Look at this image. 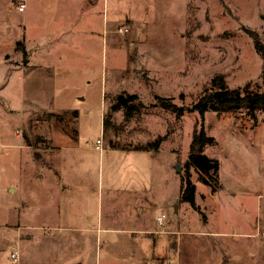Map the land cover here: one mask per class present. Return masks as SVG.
<instances>
[{
  "label": "rangeland",
  "instance_id": "rangeland-1",
  "mask_svg": "<svg viewBox=\"0 0 264 264\" xmlns=\"http://www.w3.org/2000/svg\"><path fill=\"white\" fill-rule=\"evenodd\" d=\"M22 1L0 0V264L25 260L24 243L22 259L11 255L18 248L14 234L22 223L16 218L22 212L25 215L28 199H56L55 188L61 179L54 170L60 169L71 188L58 200L69 196L89 203L83 220H91L95 209L104 223L110 218L114 224L132 223L139 209H129L126 203L130 195L125 189L131 177L139 181L140 201L147 183L151 189L152 185L164 186L160 199L155 198L154 214L160 213V200L170 204L172 192L179 193V175L184 172L193 131L199 127L216 139L204 151L220 160L222 188L212 192L192 170L202 204V211L193 217L210 225L217 219L218 227L231 230L241 221L255 219L256 234L250 242H241L239 257L228 245L219 254L221 250L210 245L207 237L196 236L183 251V260L186 264H264V110L256 118L245 109H210L204 114L189 110L216 74H222L230 87L251 81L253 88L264 90V59L250 34L256 31L264 36V0H111L105 31L100 23V33L106 37L96 42L95 62L87 65L88 70L81 55L76 57L78 63L53 62L58 71L53 76L36 68L23 71L26 60L17 47L23 28V12L17 4ZM110 29L125 39V51L109 48ZM59 52L52 57L57 58ZM125 52L128 62L120 66L126 63V68L116 69L114 59L122 61ZM70 67L74 68L71 75L66 73ZM122 92L137 93L143 105L131 115L124 108L114 111L115 96ZM156 95L173 97L186 111L178 116L162 108L156 104ZM104 117L108 121L105 129ZM159 136H164L159 151H140L131 161L140 166L135 176L126 171L128 158L110 148L112 141L132 148ZM98 138L103 143L101 151L96 148ZM174 158L175 171L165 172ZM123 167L126 173L121 174ZM223 217L232 221L222 223ZM97 236L75 241L72 247L61 241L60 264L86 249V264H95L96 259L100 264H116L115 260L107 263L106 248L112 242L110 247L127 250L126 233L114 234L111 241L105 233ZM115 258L120 264L140 261L132 252Z\"/></svg>",
  "mask_w": 264,
  "mask_h": 264
},
{
  "label": "crops",
  "instance_id": "crops-1",
  "mask_svg": "<svg viewBox=\"0 0 264 264\" xmlns=\"http://www.w3.org/2000/svg\"><path fill=\"white\" fill-rule=\"evenodd\" d=\"M110 1L111 0H23L20 3H25L26 7L22 11V32L19 35L18 41H22L27 51V59L25 62L24 70L36 68L39 72L47 73L53 76L58 74V71L54 67V63H78L77 58L81 55L83 61L81 63L86 64V70L89 69L90 63L95 62L92 60V54H95V48L97 46L98 38H102L105 41L106 33H100V23L103 22V30L105 31L104 23L110 20ZM17 4V8H18ZM20 11V10H19ZM25 23V24H24ZM98 36V37H97ZM100 36V37H99ZM116 30L110 29L109 35L106 40H111V46L109 48L115 52L118 49L125 51V39H121ZM114 46V47H112ZM59 49V54L56 57H52L56 50ZM78 49L84 51L83 54L77 52ZM126 53V52H125ZM108 54L106 56L107 63ZM114 58V55L111 59ZM87 59V60H86ZM117 64L116 69L126 68L128 62V55L122 61L114 59ZM54 62V63H53ZM121 62H126L122 66ZM104 63V57L102 58V64ZM120 63V64H119ZM74 68L70 67L66 70V73L71 75ZM80 69L81 68H76ZM22 71V72H23ZM104 116V114H103ZM100 139V138H98ZM98 142V140H97ZM97 143L96 148L99 151L102 150L103 143L99 145ZM115 150H120L121 154H124L126 160L129 161V168L123 167L121 174L134 173L139 170L140 166L131 161L137 159L136 153L159 151L158 150H134V149H121L117 147H110ZM136 157H135V156ZM115 156V154H112ZM115 158V157H113ZM168 171H175L176 159H172L169 162ZM118 169V170H120ZM126 170V171H125ZM113 171V170H112ZM55 176L60 178V184L56 185L55 193L57 197L68 194L71 189L69 183L63 180L60 169L54 170ZM59 173V174H58ZM119 173V172H118ZM42 177H45L43 173H39ZM162 183H164V175L160 176ZM180 175H179V193L175 195L172 192L170 196V204H167L166 200H160V213L156 212L155 198L165 191L164 186H158L150 188V183L144 186V197L140 201V184L139 181L133 180L131 177L127 181V188L130 195V200L127 201L128 208L131 207L136 212V218L132 223L124 226L123 224H114L110 220L106 223L103 219H100V215L94 209L93 218L91 220H83L82 215L88 211L89 203L67 198L58 200L50 199L47 201L34 202L28 199L25 207V215L23 212L18 214L16 219L22 221L18 226L14 239L18 244V248L13 252L18 253L19 257H23V243L25 245V260L21 264H60V250L62 249V242L66 241L68 246L73 245L75 241L84 239L91 240V237L97 239V234H106L108 240L114 239V234L126 233V239L130 242L125 248H112L109 244L106 248V256L109 257L107 263L112 260L116 261V264H120L119 259L115 257L126 255L132 252L134 255L140 257V261H136V264H159L162 262L173 264H186L183 258V251L188 247L191 239L196 236L207 237L208 243L212 245L216 250H221L219 254H222L224 248L232 249L233 253L240 256L242 249L241 242H250L251 238L256 230L255 219L253 221L242 222L237 226L236 230H231L229 227H218L217 219L214 221V225H210L208 221L200 217H193L194 214L199 213L198 209H195L188 202H178L180 194ZM51 187V186H50ZM198 188V187H197ZM50 190V189H47ZM154 191V194L152 193ZM50 191L49 198L54 193ZM124 191V192H125ZM198 192V191H197ZM54 195V194H53ZM196 203L199 205L202 211L201 201L198 200V194L196 193ZM158 199V201H159ZM125 203V204H126ZM95 202L91 205L95 206ZM177 205V208L175 207ZM171 206V212L168 207ZM183 209L182 214L177 215L180 209ZM96 208V207H95ZM166 211V212H165ZM168 215H167V214ZM192 215V217L188 216ZM24 216V217H23ZM161 217V218H160ZM230 223L231 218L223 217L221 222ZM195 221V223H193ZM254 232V233H253ZM24 235V237L22 236ZM123 238V237H122ZM121 238V239H122ZM118 239V238H117ZM228 245V246H227ZM185 246V248H184ZM246 247V245H245ZM89 248V246H88ZM11 253V255H12ZM89 253V249H86L82 253H79L76 257L67 260L61 264H86V256ZM170 258L174 261L171 262ZM188 263V262H187ZM219 263V262H218ZM221 263V262H220ZM95 264H100L96 259Z\"/></svg>",
  "mask_w": 264,
  "mask_h": 264
},
{
  "label": "trees",
  "instance_id": "trees-1",
  "mask_svg": "<svg viewBox=\"0 0 264 264\" xmlns=\"http://www.w3.org/2000/svg\"><path fill=\"white\" fill-rule=\"evenodd\" d=\"M254 40V46L259 54L264 59V36L262 37L256 31H250ZM22 48L24 58L27 59V51L22 41L17 42V47ZM264 74V71H263ZM207 92L201 95L193 104V107L200 114H204L207 110L216 111H238L245 109L253 118H256L258 111L264 110V90L253 88L251 81H248L242 86L230 87L222 74H216L210 81V87ZM156 104L162 108L169 110L178 116H181L186 107L179 105L174 101L173 97L156 95ZM137 93H118L115 96L114 103L111 108L115 111L124 108L127 115L143 105L141 100H138ZM138 100V101H135ZM188 109V108H187ZM108 121L104 117L103 128L107 127ZM164 136H159L154 141L146 144H140L134 147L121 146L112 141V147L121 149L134 150H158ZM216 139L213 135H209L203 127L195 128L190 143V151L184 163V172L180 174V194L179 201L190 203L192 207L200 210L196 203L197 184L193 181L192 170L197 173L198 180L211 188L212 192H217L222 188L220 180V160L216 157L208 155L204 148L208 144H214Z\"/></svg>",
  "mask_w": 264,
  "mask_h": 264
},
{
  "label": "built area",
  "instance_id": "built-area-1",
  "mask_svg": "<svg viewBox=\"0 0 264 264\" xmlns=\"http://www.w3.org/2000/svg\"><path fill=\"white\" fill-rule=\"evenodd\" d=\"M25 7H26V4L25 3H19V5H18V9L20 11H23L25 9ZM98 143L102 144V139H98ZM12 257L14 259H17L18 258V253L17 252H13L12 253ZM164 264H173V263L165 262Z\"/></svg>",
  "mask_w": 264,
  "mask_h": 264
},
{
  "label": "water",
  "instance_id": "water-1",
  "mask_svg": "<svg viewBox=\"0 0 264 264\" xmlns=\"http://www.w3.org/2000/svg\"><path fill=\"white\" fill-rule=\"evenodd\" d=\"M177 166H178V169L180 170V164L179 163L177 164ZM175 207L177 208V205Z\"/></svg>",
  "mask_w": 264,
  "mask_h": 264
}]
</instances>
